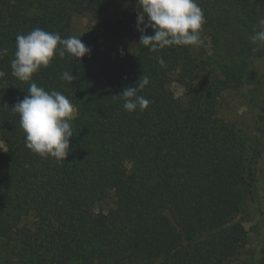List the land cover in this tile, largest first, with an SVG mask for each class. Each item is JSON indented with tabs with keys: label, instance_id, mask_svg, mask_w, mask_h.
<instances>
[{
	"label": "trees",
	"instance_id": "16d2710c",
	"mask_svg": "<svg viewBox=\"0 0 264 264\" xmlns=\"http://www.w3.org/2000/svg\"><path fill=\"white\" fill-rule=\"evenodd\" d=\"M197 2L212 51L198 57L189 46L152 53L139 45V0H0V48L8 49L0 58V264H227L245 247L246 231L232 220L246 198H259L264 71L254 60L264 45L250 37L264 0ZM110 9L119 18L82 40L90 55L54 56L33 75L76 112L65 161L32 152L11 110L32 82L11 74L16 36L41 28L68 38L75 15ZM142 75L150 83L140 94L151 103L129 113L116 96ZM244 84L261 97L250 140L218 116L222 94ZM108 200L111 209L96 211ZM252 264H264V243Z\"/></svg>",
	"mask_w": 264,
	"mask_h": 264
},
{
	"label": "clouds",
	"instance_id": "9594fccd",
	"mask_svg": "<svg viewBox=\"0 0 264 264\" xmlns=\"http://www.w3.org/2000/svg\"><path fill=\"white\" fill-rule=\"evenodd\" d=\"M137 30L141 33L139 45L156 53L171 46H197L205 24L203 9L197 0H139ZM259 30L250 40L264 45V17L258 20ZM152 30V35L145 32ZM16 51L11 61V74L22 82L32 81L41 68H47L54 56L64 58L66 54L77 61L90 55L91 49L81 38H62L58 33L35 28L27 34H18ZM8 54L7 48H0V58ZM160 66L166 67L163 58H157ZM0 71V78L5 76ZM61 79L72 83L76 77L67 71ZM142 75L136 86L126 87L116 98L123 100L125 111L132 113L148 108L151 101L140 93L149 85ZM19 115V124L25 134V147L40 156H50L65 161L69 154L70 138L73 137L71 121L76 112L73 103L61 92L46 91L34 81L29 84L27 95L11 109Z\"/></svg>",
	"mask_w": 264,
	"mask_h": 264
},
{
	"label": "rangeland",
	"instance_id": "374dc122",
	"mask_svg": "<svg viewBox=\"0 0 264 264\" xmlns=\"http://www.w3.org/2000/svg\"><path fill=\"white\" fill-rule=\"evenodd\" d=\"M119 14L116 9H110L100 16L75 15L72 21L71 32L73 36L87 40L100 34L99 23L106 20H116ZM256 30L259 27L256 26ZM193 56L201 53L211 55V43L206 35L201 34V43L197 46H189ZM254 68L258 74H263L264 58L254 60ZM204 77H207L204 75ZM260 77V76H259ZM261 80V78H260ZM254 86L244 84L239 89L230 90L222 94L218 107V116L226 123L232 124L248 140L255 137L257 121L259 119L260 93ZM171 88L175 96L182 95V88L175 82L172 76ZM4 146L0 141V151ZM258 188L259 198L257 203H252L246 198L243 209L232 223H240L247 234L245 247L227 264H252L259 257V251L264 243V152L258 164ZM113 207L112 200L96 206L97 210L107 211ZM208 236V235H207Z\"/></svg>",
	"mask_w": 264,
	"mask_h": 264
}]
</instances>
